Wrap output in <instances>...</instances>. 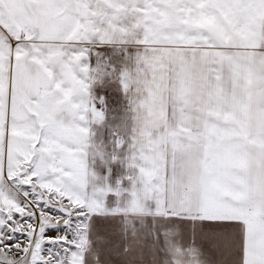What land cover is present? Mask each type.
I'll return each mask as SVG.
<instances>
[{
	"label": "snow or ice",
	"instance_id": "6c2138e0",
	"mask_svg": "<svg viewBox=\"0 0 264 264\" xmlns=\"http://www.w3.org/2000/svg\"><path fill=\"white\" fill-rule=\"evenodd\" d=\"M0 264H264V0H0Z\"/></svg>",
	"mask_w": 264,
	"mask_h": 264
}]
</instances>
